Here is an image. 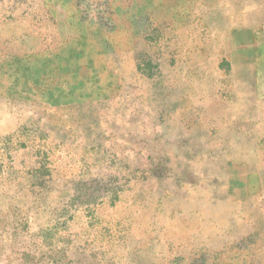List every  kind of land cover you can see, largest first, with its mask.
Here are the masks:
<instances>
[{
  "label": "rangeland",
  "instance_id": "obj_1",
  "mask_svg": "<svg viewBox=\"0 0 264 264\" xmlns=\"http://www.w3.org/2000/svg\"><path fill=\"white\" fill-rule=\"evenodd\" d=\"M263 71L264 0H0V264H264Z\"/></svg>",
  "mask_w": 264,
  "mask_h": 264
},
{
  "label": "crops",
  "instance_id": "obj_2",
  "mask_svg": "<svg viewBox=\"0 0 264 264\" xmlns=\"http://www.w3.org/2000/svg\"><path fill=\"white\" fill-rule=\"evenodd\" d=\"M259 91H258V99L255 101L254 104L259 106L257 109V120H258V126L254 132H264V71H263V77L262 80L259 82ZM192 102V100H191ZM247 103V104H246ZM250 102H245V103H240L236 98L235 99H228L227 102L223 104H219V99L211 98V101L207 104H203L202 102L199 101V99H194L192 102V105H194V111L195 113L197 112H205L210 113L212 118H215L217 115H219V112H223L227 115V126L225 130L221 132H252L249 124L251 121V109L249 106ZM220 105V107H219ZM242 105L243 107L238 108L236 106ZM238 112V115H241L242 118L238 119L239 122L243 125H238L236 128L235 126V118L234 120L231 119L230 113L233 115ZM196 115V114H195ZM202 121L203 120H197L195 117L192 120H187L184 125L179 124L178 129L179 132H204L203 131V126H202ZM234 121V122H233ZM246 123V125H244ZM213 124H215V121L212 119L211 120V132H220L217 127H213ZM240 124V123H239ZM235 129H237L235 131Z\"/></svg>",
  "mask_w": 264,
  "mask_h": 264
}]
</instances>
